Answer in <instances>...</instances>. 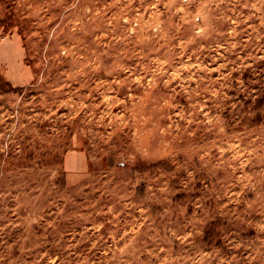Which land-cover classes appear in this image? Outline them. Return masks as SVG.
<instances>
[{
  "label": "rangeland",
  "instance_id": "374dc122",
  "mask_svg": "<svg viewBox=\"0 0 264 264\" xmlns=\"http://www.w3.org/2000/svg\"><path fill=\"white\" fill-rule=\"evenodd\" d=\"M0 264H264V0H0Z\"/></svg>",
  "mask_w": 264,
  "mask_h": 264
}]
</instances>
